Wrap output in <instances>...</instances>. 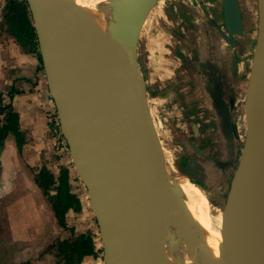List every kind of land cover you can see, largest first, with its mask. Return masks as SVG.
I'll use <instances>...</instances> for the list:
<instances>
[{"label":"water","instance_id":"water-1","mask_svg":"<svg viewBox=\"0 0 264 264\" xmlns=\"http://www.w3.org/2000/svg\"><path fill=\"white\" fill-rule=\"evenodd\" d=\"M157 1L126 0L114 9L112 28L98 32L73 0H26L60 121L64 116L79 123L80 142L102 179L96 193L67 140L98 228L103 264H138L142 251L172 220L188 230L187 221L174 214L176 204L166 187L164 154L138 60L143 22ZM221 2L222 37L232 45L244 29L239 3ZM257 3L244 141L221 207L222 264H264V0ZM96 42L110 46L96 51ZM97 68L109 72L101 82L94 75ZM169 235L168 230L162 239Z\"/></svg>","mask_w":264,"mask_h":264},{"label":"rangeland","instance_id":"rangeland-1","mask_svg":"<svg viewBox=\"0 0 264 264\" xmlns=\"http://www.w3.org/2000/svg\"><path fill=\"white\" fill-rule=\"evenodd\" d=\"M15 1L17 3L26 2V0ZM203 1L209 2L207 4L208 10L209 8L213 10L212 0H158L146 18L144 30L149 29L148 23H150L149 30L154 33H161L162 38L164 36L168 37L170 41H165V43L172 45L173 50H177L182 45H179V43L174 44L173 37L175 34L182 35V38L188 36V34L193 37L192 30L196 28L202 33V29H198L200 25H178L176 22L184 23L188 21L191 12L196 13L203 8ZM254 2L256 8L255 15L254 13L250 15V17L252 16L250 25L248 23L245 25L243 34L235 37L236 42L231 47L232 54L223 53L220 55V52H217L214 46H208L207 43L211 42L210 40L207 43L202 40L199 46L198 44L195 45L194 41L189 45L191 48L200 49V52L198 51L199 60H193L197 56L194 57L192 55L191 59H193L186 63L187 56L181 59L183 57L175 55L181 59L182 64L178 67L180 69L179 71H183L184 68L188 69L190 65H194L196 70L201 73L205 72L206 82L210 84L207 85V90L210 93L208 95L209 101L216 94L222 98L223 94H225L229 99L230 92L239 91V121L237 125L234 124L236 129L234 132H238L239 138L237 143L236 141L234 142L235 134L233 133V138L231 139L230 127L222 121V115L229 116L227 110L214 111L216 116H219L221 122L224 123L218 126L219 130L217 131L218 133L220 132L218 139H221L217 142L214 137L211 141L209 136V139L206 140V147L202 148V151L198 148L193 149L194 143L189 141V136L185 135V137L179 136L176 138L174 135V132L176 133V127L172 124V120L169 119L170 116L168 117L165 114L168 111H159L157 109L158 93L156 91L159 90V80L156 77H151V69L145 58L140 55L141 59L139 60L138 57L146 85L148 108L155 124L157 136L160 138L162 146H164L163 148H165L163 154L167 172L166 183L170 186L172 183L177 184L180 182L179 186L181 187L176 188L181 191L184 190L185 194H188L190 198L200 205L201 211L210 220L205 225L210 228L214 226L216 222L215 218L218 219L221 213V207L224 205L229 182L236 167L244 141L246 127L244 99L252 50L257 32L256 21L259 14L257 0H254ZM182 8L190 14L185 15L183 13L185 11ZM1 11L0 35L5 31L6 34L12 37L15 43H18L30 52L33 48L28 42H33V40L30 39L25 30H22L24 28L20 26V23H12L4 16L6 13L5 5ZM182 14L185 15V18ZM154 20L156 25H151ZM209 21L208 19L205 21L206 28L210 24ZM205 22L201 23L204 25ZM181 27L182 29H180ZM202 36H204V33H202ZM202 36H197V38L203 39ZM224 41L226 40L224 39ZM226 42L230 44L228 41ZM186 47H188L187 42ZM37 50L38 48L32 51L37 57L38 62L35 77L37 78L39 75L42 77L43 74L45 84L43 85V91L39 89L36 92H41L52 105L47 107V127L46 132L42 135L37 136L29 133L27 130L23 132L19 124L23 142L18 145L15 134L8 133L1 142L2 144L0 143V264H60L58 241L70 239L78 233L86 231L92 233L93 240L98 249V253L94 257L100 264H103L98 228L88 202L86 189L76 172L71 158L70 147L62 132L60 115L56 105L51 100ZM141 53H143L142 50ZM230 54L232 59L231 63L229 60ZM239 67L243 69V71L241 70L243 73L241 78L238 75ZM219 71L227 72L226 75L229 76L230 74L232 78L221 81L218 78ZM237 77L238 89L235 90ZM230 79H232V82H230ZM233 95L236 96L235 92L231 96L233 97ZM213 103L215 102L212 99ZM164 116H167L166 121ZM225 122H228V120L225 119ZM233 145L237 148V154L235 152V155H233L234 150L232 152L230 150ZM42 168L48 169L53 173L55 178H58L62 169H65L67 171L69 190L80 201V209H68L66 211L65 223L67 226L65 228L58 224L51 209L50 202L47 199V195L43 194L34 183V175ZM186 176L188 178L191 177L189 179L192 181L187 179ZM196 182L202 187V190L198 186L193 185ZM184 184L186 185L185 187ZM204 191L206 193L205 195H203ZM54 193V190L49 192V194ZM206 195L214 200L216 204L210 201ZM9 233H18L19 235L17 237H22L24 234H27L29 237L31 234V238L24 239L25 244L19 247V250L14 248L12 251L7 248L9 246L8 242L12 241ZM171 233L175 235L174 230H171ZM22 247L25 250L22 251Z\"/></svg>","mask_w":264,"mask_h":264},{"label":"crops","instance_id":"crops-1","mask_svg":"<svg viewBox=\"0 0 264 264\" xmlns=\"http://www.w3.org/2000/svg\"><path fill=\"white\" fill-rule=\"evenodd\" d=\"M208 3L207 1H203V10L201 9L196 13L191 12V14L182 8L185 11L183 12L185 15L190 14L189 20L184 23L176 22L178 25H200L198 29H202L204 36H202V33L198 31L197 28L192 30L193 37L188 34V36L182 38V35L175 34L173 37L174 44L179 43L182 47L173 50L172 45L165 43V41H170L168 37L164 36V38H162L161 33H154L149 30L150 23H148L149 29L144 30L145 20L138 40L139 60L143 56L149 63L152 73L151 77H156L159 80V90L156 91L158 93L157 109L159 111H168L165 112V114L168 117L170 116L169 119L172 120V124L176 127V133L174 132L176 138L179 136L185 137V135L189 136V141L194 143L193 149L198 148L201 151L202 148L206 147V140L209 139V136L211 141L214 137L217 142L221 139H218L220 132H217L220 124L226 123L228 127H230V138L232 139L233 133L235 134L234 142L236 141L237 143L239 140L238 132H234V130H236L234 124L237 125L239 121V91L230 92L229 99L225 94H223V98L216 94L214 98H212L215 103L212 104V99H210V101L208 99L210 93L207 90V85L210 84L206 82L205 72L201 73L196 70L194 65H190L188 69L184 68L183 71H179L180 69H178L182 64L181 59L186 58V56V63L193 59H191L192 55H194V57L197 56V58L193 60H199L198 51L200 52V49L189 47L190 43L193 41L195 45L198 44L199 46L202 40H204L205 43L210 40L211 42L207 43L208 46H214L217 52H220V55L232 52V45L224 41L221 33L225 32L222 2L221 0H212L213 10L210 8L209 10L207 9ZM238 3L241 11L242 23L245 28L247 23L250 25V19L252 17H250V15L256 12L255 2L254 0H238ZM4 5L5 0L0 1V11L3 10ZM184 14H182V16L185 18ZM206 19H208V21L210 20V24L207 25L208 29L205 27ZM201 22H205V24L203 25ZM151 25H156L155 20L152 21ZM189 27L191 28V26ZM180 29H182V27ZM197 36H202L203 39L197 38ZM186 42L188 47H186ZM141 50L143 53H141ZM231 54L229 57L230 63L232 62ZM175 55H180V57L183 58L180 59V57H176ZM37 64V57L34 52H28V50L24 49L18 43H15L12 37L6 34L5 31L0 35V92L6 95L5 99L8 100L9 97L7 94H9L12 89L17 90V92L12 93L10 103L12 101L11 104L14 110L19 114L20 129L23 132L27 130L29 133L39 136L46 132L47 107L52 105V103L47 101V97L43 96L41 92H36L39 89L43 91V85L45 84L43 81V74L42 77L41 75L37 78L35 77V71L38 68ZM241 70L243 71V69L239 67V78H241L243 74ZM226 74L227 72L221 71L218 73V78L221 81L232 78L230 74V77ZM230 82H232V79H230ZM236 83V87L234 86L235 90L238 89V77ZM234 92L236 96L233 95L232 97L231 95ZM219 110H227L229 114L228 117L222 115V121L224 123L221 122L219 116L217 117L214 113V111ZM167 116H164L165 121ZM225 119L228 120V122H225ZM158 139L160 140L159 137ZM160 145L162 151H164L165 148H163L164 146H162L161 140ZM235 148V145H233L230 149L231 152L234 150L233 155H235V152L237 154V148ZM186 178L189 179L187 176ZM196 186L202 190L199 184H196ZM203 195H205V193H203ZM206 196L205 198H207ZM18 235V233H9L12 241L8 242V249L12 251L14 248L19 250V247L25 244L24 239L31 238V234L29 237L27 234H24V236L22 235V237H17ZM23 250H25L24 247H22V251ZM95 257L94 255H87L79 264H100Z\"/></svg>","mask_w":264,"mask_h":264},{"label":"bare ground","instance_id":"bare-ground-1","mask_svg":"<svg viewBox=\"0 0 264 264\" xmlns=\"http://www.w3.org/2000/svg\"><path fill=\"white\" fill-rule=\"evenodd\" d=\"M77 6L84 10V17L88 26L93 31H105L112 28V13L114 9L122 7L126 0H73ZM264 15V6L261 8V16ZM110 44L96 42L92 48L96 51L106 50ZM96 81L109 75V72L102 68L94 71ZM58 110V109H57ZM62 132L73 146L75 158L78 165L84 170L96 193H100L102 179L94 168L92 154L86 150L80 142L79 134L81 128L76 121L61 116ZM193 185H196L195 183ZM172 186V185H171ZM170 199L176 204L174 214L178 218L185 219L188 230L186 231L177 221L172 220L162 228L155 237L152 244L148 245L140 254L138 264H222L223 252L220 245L222 236V209L212 230H208L203 223H208L209 218L200 211L198 203L185 195V191H175L166 183ZM184 193V195H183ZM182 202L180 204L176 200ZM171 228V229H170ZM170 231L167 240L162 239L167 231ZM174 230V234L171 233ZM166 238V236H165ZM213 242L210 247L208 241Z\"/></svg>","mask_w":264,"mask_h":264},{"label":"trees","instance_id":"trees-1","mask_svg":"<svg viewBox=\"0 0 264 264\" xmlns=\"http://www.w3.org/2000/svg\"><path fill=\"white\" fill-rule=\"evenodd\" d=\"M5 9L6 13L4 16L12 23H20V26L24 28L22 30H25L30 39L33 40V42L27 41L33 48L31 51L38 48L26 2L17 3L15 0H6ZM14 11L15 13H13ZM37 55L40 59L38 50ZM13 92H17V90L12 89L7 94L8 100L5 99L6 95L0 92V143L8 133H13L17 137V144L19 145L23 142V138L22 132L19 130L18 114L10 103ZM67 178V171L65 169H62L58 178H55L53 173L46 168L40 169L34 175L35 185L43 194L47 195L54 216L58 224L63 228L67 226L65 223L66 211L68 209H80V201L75 194L70 192ZM51 190H54L55 193L49 194ZM58 251V257L61 260L60 264H79L85 256H96L98 253L90 231L78 233L70 239L58 241Z\"/></svg>","mask_w":264,"mask_h":264},{"label":"flooded vegetation","instance_id":"flooded-vegetation-1","mask_svg":"<svg viewBox=\"0 0 264 264\" xmlns=\"http://www.w3.org/2000/svg\"><path fill=\"white\" fill-rule=\"evenodd\" d=\"M179 183H180V182H178L177 184H173V183H172V186H171V184H170V187L175 191V193L177 192L175 188H176V187H177V188H178V187H181V186H179ZM181 183H182V181H181ZM173 186H174L175 188H174ZM185 186H186V185L184 184V187H185ZM183 191H184V190H183ZM183 195H184V193H183ZM185 195H186V194H185ZM176 200H177L179 203L181 202L180 200H178V196H177V194H176ZM180 204H182V202H181ZM198 207H199V209H200V205H199V204H198ZM200 211H201V209H200ZM215 219H216V218H215ZM203 224L205 225L206 223H203ZM214 225H215V224H214ZM205 227H206L208 230H212V229L214 228V227H211V228H210V227H207L206 225H205ZM208 243H209L210 247L213 246V242H212L211 240H209Z\"/></svg>","mask_w":264,"mask_h":264}]
</instances>
